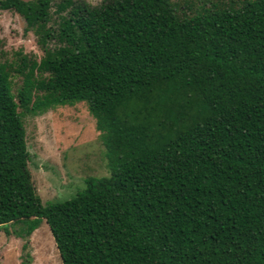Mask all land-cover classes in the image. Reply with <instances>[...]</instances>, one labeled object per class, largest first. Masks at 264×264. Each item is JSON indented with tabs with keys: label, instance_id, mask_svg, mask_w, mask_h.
<instances>
[{
	"label": "trees",
	"instance_id": "obj_1",
	"mask_svg": "<svg viewBox=\"0 0 264 264\" xmlns=\"http://www.w3.org/2000/svg\"><path fill=\"white\" fill-rule=\"evenodd\" d=\"M0 9L43 53L0 52V227L45 220L62 264H264V0ZM79 102L108 175L44 204L24 117Z\"/></svg>",
	"mask_w": 264,
	"mask_h": 264
},
{
	"label": "rangeland",
	"instance_id": "obj_2",
	"mask_svg": "<svg viewBox=\"0 0 264 264\" xmlns=\"http://www.w3.org/2000/svg\"><path fill=\"white\" fill-rule=\"evenodd\" d=\"M0 52L1 62H11L16 52L36 61L43 54L24 18L12 9H0ZM14 76L15 92L22 79ZM24 124L28 167L44 204L74 196L88 176L108 175L104 147L84 103L57 105L26 115ZM22 228L21 223L0 227V264H62L45 220L28 237L22 235Z\"/></svg>",
	"mask_w": 264,
	"mask_h": 264
}]
</instances>
